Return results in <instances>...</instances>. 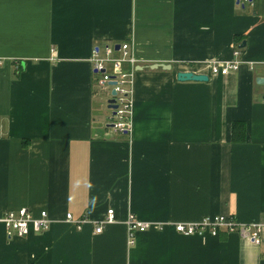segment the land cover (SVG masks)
I'll list each match as a JSON object with an SVG mask.
<instances>
[{
  "label": "crops",
  "instance_id": "crops-1",
  "mask_svg": "<svg viewBox=\"0 0 264 264\" xmlns=\"http://www.w3.org/2000/svg\"><path fill=\"white\" fill-rule=\"evenodd\" d=\"M125 40L136 59L131 127L114 131L112 87L98 86L91 54L117 55ZM237 48L238 68L212 74ZM257 77L264 0H0V210L51 219L24 236L0 227V264H264V227L258 245L173 228L213 215L264 223ZM108 208L115 221L94 233ZM128 213L151 223L133 245Z\"/></svg>",
  "mask_w": 264,
  "mask_h": 264
},
{
  "label": "built area",
  "instance_id": "built-area-1",
  "mask_svg": "<svg viewBox=\"0 0 264 264\" xmlns=\"http://www.w3.org/2000/svg\"><path fill=\"white\" fill-rule=\"evenodd\" d=\"M253 0H238L241 5L251 4ZM118 54L113 55L108 47L100 51L98 47L92 49L91 62L92 69L98 73L97 84L99 87H104L109 84V81L115 83L111 87L115 90L112 95L115 99L116 108L112 109V114L108 117V125L114 131H128L131 127V100L130 84L133 73V65L136 59L131 54L129 40L119 44ZM240 54L239 49L233 51L234 59L227 62H214L210 65L211 73L226 74L231 70H236L241 62L237 58ZM124 64H128V69L124 68ZM107 65H110V71L107 70ZM65 220L71 221L70 213L65 214ZM115 214L112 208H108L102 220L94 226V233H100L104 224L113 223ZM78 226L80 221L75 222ZM51 224V219L48 217L44 209L32 212L27 207H19L17 209L0 210V227H2L8 237L24 236L31 232L46 231ZM127 243L134 244L135 233L147 230L151 223L142 221L135 217L133 213H128L125 219ZM162 223L158 227H162ZM264 223L255 222L250 224H238L233 217L225 215L204 216L195 222H176L173 223V228L176 232L185 235H211L217 236L221 230L227 232H237L242 237L248 238L252 243L258 245Z\"/></svg>",
  "mask_w": 264,
  "mask_h": 264
},
{
  "label": "water",
  "instance_id": "water-1",
  "mask_svg": "<svg viewBox=\"0 0 264 264\" xmlns=\"http://www.w3.org/2000/svg\"><path fill=\"white\" fill-rule=\"evenodd\" d=\"M236 2L238 3V0H236ZM244 46V42H242V44L240 45V47ZM119 45H115L114 49L118 50ZM176 78L179 81H207L208 80V76L205 74H201V73H194L191 71H178L176 73ZM256 82L260 83V84H264V77H257L256 78ZM114 81H109V84L112 85L114 84ZM115 94V90L112 88L111 90V96L110 98L107 100V108L109 109H114L116 108V104H114L115 99L113 98L112 95Z\"/></svg>",
  "mask_w": 264,
  "mask_h": 264
},
{
  "label": "trees",
  "instance_id": "trees-1",
  "mask_svg": "<svg viewBox=\"0 0 264 264\" xmlns=\"http://www.w3.org/2000/svg\"><path fill=\"white\" fill-rule=\"evenodd\" d=\"M238 125H240V123L239 122H234L233 124H232V129H234L236 126H238ZM242 127V126H241ZM240 127V128H241ZM235 140H237V139H235Z\"/></svg>",
  "mask_w": 264,
  "mask_h": 264
},
{
  "label": "rangeland",
  "instance_id": "rangeland-1",
  "mask_svg": "<svg viewBox=\"0 0 264 264\" xmlns=\"http://www.w3.org/2000/svg\"><path fill=\"white\" fill-rule=\"evenodd\" d=\"M107 70L110 71V65H107Z\"/></svg>",
  "mask_w": 264,
  "mask_h": 264
}]
</instances>
